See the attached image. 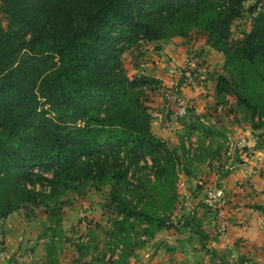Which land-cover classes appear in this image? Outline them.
Segmentation results:
<instances>
[{"label":"trees","instance_id":"16d2710c","mask_svg":"<svg viewBox=\"0 0 264 264\" xmlns=\"http://www.w3.org/2000/svg\"><path fill=\"white\" fill-rule=\"evenodd\" d=\"M246 1L0 0L7 21L0 20V221L25 204H47L76 181L110 178L144 185L171 214L175 152L153 131L142 99L160 79L128 76L121 57L142 40L202 28L238 75L239 102L257 109L264 102V9L240 45L229 43ZM222 92L235 89L220 78L216 94ZM147 157L154 180L146 175L134 186L129 173ZM50 170L53 177H44ZM43 179L49 193L35 186ZM127 208L126 220L143 216Z\"/></svg>","mask_w":264,"mask_h":264},{"label":"rangeland","instance_id":"374dc122","mask_svg":"<svg viewBox=\"0 0 264 264\" xmlns=\"http://www.w3.org/2000/svg\"><path fill=\"white\" fill-rule=\"evenodd\" d=\"M254 6L256 0L246 1L240 16L233 20L229 41L233 48L240 45L252 30L253 18L258 11L264 9V0H259L255 13H251ZM0 20L7 25L1 4ZM207 39L208 32L197 27L187 37L142 40L138 45L127 49L121 57L128 76L135 77L134 74L144 68V72H154L160 79L158 84L145 88L142 93V99L152 115V122L157 124L154 129L163 130V124L174 114L175 109L172 108H176L177 96L188 97L183 89L185 87H190L191 93H198L203 99L213 101L210 106L213 107V113L208 112L209 118L201 119V122L197 120L198 122L189 125L193 108L187 98L190 106L188 115L184 118L173 115L174 119H169L171 124L167 122L171 126L170 135L166 139L170 140V144L163 140L174 150L178 169L175 180L177 198L171 214L162 211L159 196L158 199L151 198L153 191H147L144 185L140 187L143 190H137L115 178L101 183L94 180L76 181L62 187L59 196L49 199L47 204H25L0 221V264H145V243L151 239L158 242L162 238H181L182 177L184 174H191L192 165L199 160L216 159V155H212L210 151L211 144L218 146V142H221L219 139L217 142L216 135L223 140L221 143H225V148L228 136L233 137L237 143L246 140L245 147L235 149L230 156H227L225 148L224 156L219 155V150L218 160L233 157L234 162H237L239 155L248 146L246 135L255 136L257 142L252 148L261 150L264 157V137H257L258 134L264 135V102L257 109L239 102L237 94L242 89L239 87L238 75L232 67L225 66L226 56L211 47ZM183 56L185 61L182 63ZM154 67L155 70H152ZM188 68H191L190 71ZM186 71H189L187 75ZM220 78L231 85L235 92H222L218 96L215 91V96L213 81L217 82ZM195 97L197 96L192 98ZM158 113L162 114V118L158 117ZM211 118L214 120L210 121ZM205 120H209L207 124H213L217 130L212 137L214 141L208 146L206 142L212 127L208 125L207 128L203 123ZM184 125L188 127L185 132L182 130ZM252 128L259 133L252 132ZM195 129H198L197 133H194ZM236 129L241 132L234 133ZM183 141L188 142L189 148H183ZM151 164L150 157L142 160L140 168L130 171L129 181L135 186L139 178L146 175L154 180ZM43 176L52 178L53 171H46ZM204 185L208 187L206 183ZM35 186L46 193L51 191L46 179L38 181ZM127 205L129 209L135 206L136 211L143 216H131L126 220ZM166 230L171 232L159 236V233L161 235ZM158 250L161 251L162 247H157V255ZM51 259H55L56 263Z\"/></svg>","mask_w":264,"mask_h":264},{"label":"crops","instance_id":"0c3cea01","mask_svg":"<svg viewBox=\"0 0 264 264\" xmlns=\"http://www.w3.org/2000/svg\"><path fill=\"white\" fill-rule=\"evenodd\" d=\"M184 58L185 56L181 59L182 63L185 61ZM190 63L192 65V62ZM140 69L141 72L134 75L158 78L153 74L154 72L146 73L143 71L144 68ZM188 69L190 71L191 68ZM152 70H155V67ZM189 71L185 72L186 75ZM213 82L215 94L217 82ZM189 88L183 89L189 97L185 98L192 103L193 108L190 112L192 116L188 118L190 125L198 122L197 120L201 122V119L209 118L208 112L213 113V107H210L213 101L208 98L203 99L198 93H191ZM194 95L197 97L192 98ZM172 109L176 110L175 106ZM173 115L169 119L173 120ZM169 119L166 121L171 124ZM208 121L203 122L207 128L208 125L212 127L206 142L207 146L214 141L212 137L217 133L213 124H207ZM167 122L163 124L161 131L153 128V131L164 140L170 135L171 126ZM154 125L157 124L154 123L153 127ZM186 127V125L182 126L184 132L188 128ZM216 127L219 128L218 125ZM238 130L236 129L234 133L241 132ZM197 131L198 129H195L194 133ZM256 131L252 128V132ZM247 132L251 133L249 130ZM247 132L244 134L246 135ZM258 135L259 139L264 137L262 134ZM216 136L217 142L218 139L223 141L218 137L219 135ZM246 136H248V146L242 155H239L237 162H234L233 157L232 159L222 157V160H218L219 155L224 156L225 148V143L218 142V146L212 144L210 146L211 154L216 155V159H201L194 166L192 165L191 174H184L181 180V184L184 185L181 186V238L170 240L162 238L158 242L156 239H151L145 243L147 244L145 264H264V157L261 155V150L252 148L257 142L255 136ZM166 141L170 144V140ZM182 146L189 148L186 141H183ZM219 150L221 152L218 155ZM204 183L225 190L224 202L218 209H212L204 202L207 187ZM223 224L227 227L226 232L221 231ZM166 232L171 231H162L159 236H163ZM159 246L162 250H158L157 255Z\"/></svg>","mask_w":264,"mask_h":264},{"label":"built area","instance_id":"2783aa9c","mask_svg":"<svg viewBox=\"0 0 264 264\" xmlns=\"http://www.w3.org/2000/svg\"><path fill=\"white\" fill-rule=\"evenodd\" d=\"M176 104V110L174 111V115L177 118H184L188 115V109H189V103L187 102L186 98L184 96H177L175 100ZM159 118H162V114H157ZM246 140H241L240 142H235L234 138L231 136H228L226 140V152L227 156L232 155L233 151L237 148L245 147ZM206 195L204 198V202L207 204L208 207L212 209H218L219 205L224 202L225 197V191L222 187L218 186H208L206 188ZM227 227L226 225L221 226V231L226 232Z\"/></svg>","mask_w":264,"mask_h":264}]
</instances>
